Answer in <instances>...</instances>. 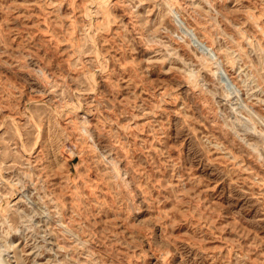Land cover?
Returning a JSON list of instances; mask_svg holds the SVG:
<instances>
[{"label":"rangeland","instance_id":"1","mask_svg":"<svg viewBox=\"0 0 264 264\" xmlns=\"http://www.w3.org/2000/svg\"><path fill=\"white\" fill-rule=\"evenodd\" d=\"M0 264H264V0H0Z\"/></svg>","mask_w":264,"mask_h":264}]
</instances>
